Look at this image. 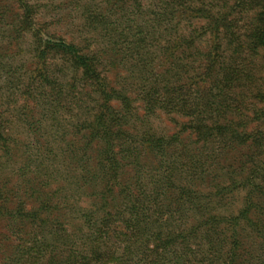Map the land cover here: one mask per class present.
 <instances>
[{
	"label": "trees",
	"instance_id": "trees-1",
	"mask_svg": "<svg viewBox=\"0 0 264 264\" xmlns=\"http://www.w3.org/2000/svg\"><path fill=\"white\" fill-rule=\"evenodd\" d=\"M56 1L0 0V76L26 78L0 105V264H264V29L199 0Z\"/></svg>",
	"mask_w": 264,
	"mask_h": 264
},
{
	"label": "rangeland",
	"instance_id": "rangeland-1",
	"mask_svg": "<svg viewBox=\"0 0 264 264\" xmlns=\"http://www.w3.org/2000/svg\"><path fill=\"white\" fill-rule=\"evenodd\" d=\"M200 4H199V8H201L204 12H207L206 8L208 6H214V7H219L221 10L227 9L230 6H235V8H237L238 10H246L248 11V13H242L239 14L237 13L235 16V22L233 23L234 29L236 30L238 36L242 39V40H246L248 38V36H250V30L254 27L256 30L259 28H263L264 29V0H241L240 3L238 2V0H199ZM8 9V8H7ZM73 10V4H65L64 2L57 0L56 1V5L54 7V11L55 13L58 14H66L69 15L70 12ZM7 11V10H5ZM189 25L187 28V31L185 32V35H189L192 31V23H197L198 26L199 24L200 26V30H199V35L196 38V42L200 48V43L205 42L206 40H208L209 38H212V36H208V33L206 35H201V32L203 31L205 33L206 29H209L211 27V25L205 24L206 21L202 20V19H198V18H193L192 21H187L185 20ZM12 19H8V23H11ZM5 22H3L0 19V51H5V50H10L9 48V44L7 43L6 40L3 39V35L4 34H8V33H4V31L8 28L5 24ZM181 26L183 28H185V25L181 22ZM194 26V25H193ZM202 28V30H201ZM23 48H27V42L23 44ZM259 55L256 57L257 62L259 63L260 67L262 68V70H259V75H258V79L261 77H264V51L263 50H259ZM192 56L190 55V53L188 52L187 54V61L190 62ZM7 58H4L3 60H6ZM24 69L19 68L17 70V75L16 76H8L6 74H4V76H0V96L3 95L4 97L0 99V105L5 104L7 107V102L8 101H15V104L12 103V108L13 111L16 108V106H18L16 104V99H20L21 96L20 94H14L13 95V91L10 89V83L14 82V83H21L23 81L26 80V78L24 77ZM21 76V80H19L18 78ZM260 81H262L263 84V88H264V81L263 78L260 79ZM260 81H256L255 84H260ZM12 111V117L11 120L12 122H16L14 128L17 127V124H22V121L26 120L23 117L20 116V112H13ZM159 126H161L160 131L162 130V128H164L165 126H163L162 121L160 120L159 122ZM22 131V130H21ZM40 142L43 143V140L40 138ZM31 154L35 157V160H38L40 155H45L47 157H50L49 155V151H46L44 149L43 146H41L38 150L36 149H32L31 150ZM1 154V153H0ZM57 154V153H56ZM264 251V244L262 245L261 250H259V255L261 258V253ZM264 257V256H262ZM259 262H264V260L259 261Z\"/></svg>",
	"mask_w": 264,
	"mask_h": 264
}]
</instances>
